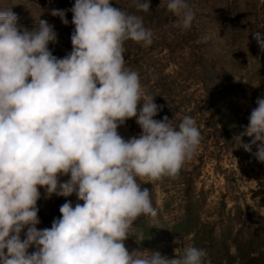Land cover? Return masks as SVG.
I'll use <instances>...</instances> for the list:
<instances>
[{"label":"clouds","instance_id":"obj_1","mask_svg":"<svg viewBox=\"0 0 264 264\" xmlns=\"http://www.w3.org/2000/svg\"><path fill=\"white\" fill-rule=\"evenodd\" d=\"M133 3L151 9L149 0ZM166 7L182 17V32L191 28L187 0ZM66 11L72 50L57 58L48 47L57 42L53 25L39 19L29 29L10 8L0 10V264H206L207 252L195 246L175 259L125 246L138 218L157 215L137 178H177L201 141L190 116L178 130L166 115L154 119L162 106L142 95L138 72L125 67L124 42L148 47L152 31L110 0H75L49 14L68 25ZM252 35L264 52V34ZM255 103L241 133L252 139L242 146L255 145L264 163V98ZM130 118L142 131L124 139L117 129ZM39 188L45 198L75 194L78 201L66 200L50 228L36 227Z\"/></svg>","mask_w":264,"mask_h":264},{"label":"rangeland","instance_id":"obj_2","mask_svg":"<svg viewBox=\"0 0 264 264\" xmlns=\"http://www.w3.org/2000/svg\"><path fill=\"white\" fill-rule=\"evenodd\" d=\"M38 1L0 0V10L10 8L18 22L29 29L39 19L53 25L57 42L48 47L57 58H63L72 50V13H65L68 25L49 13L54 8L70 9L75 0ZM149 2L150 11L143 12L134 7L133 0H110L114 7L142 17L144 27L153 33V43L148 47L131 39L124 42L125 67L138 72L142 95L149 90L158 97L154 102L162 108L154 119L166 115L178 130L183 118L190 116L201 133L196 153L184 163L177 178L162 177L147 183L157 210L156 216H147L150 224H157L156 238L148 241V251H158L171 259L194 246V233L179 237L160 232L158 222L161 219L171 226L185 216L188 186L192 210L200 223L214 220L220 229L231 216L233 230L247 220L264 231V163L255 157V145L250 152L245 151L242 145L252 138L241 135L251 110L257 106L256 99L264 98V52L252 35L255 31L264 34V0H187L195 18L191 28L183 32L177 27L182 17L167 9L168 0ZM204 37L206 42H202ZM117 131L128 139L142 129L135 118H130ZM68 178L63 176L60 182ZM146 179L137 178L141 185ZM39 191L40 207L46 214L45 228L61 215L49 216L47 203L56 209L66 200L73 206L78 202L75 194L63 197L54 193L45 198L44 189ZM25 231L21 232L22 239ZM135 235L125 241L126 248L146 252L136 246Z\"/></svg>","mask_w":264,"mask_h":264},{"label":"trees","instance_id":"obj_3","mask_svg":"<svg viewBox=\"0 0 264 264\" xmlns=\"http://www.w3.org/2000/svg\"><path fill=\"white\" fill-rule=\"evenodd\" d=\"M50 0H39V3H46ZM203 72L206 73V70ZM147 95L154 96V101H157L156 94L146 90ZM147 183H143L142 187H147ZM189 193V186L186 187V204L185 216L180 220L175 221L171 226H167L163 220H159L160 232H171L179 237H184L190 233H194V246L201 248L207 252L205 258L206 264H264V231L255 227V224L249 225L246 221H242L239 228L233 230L232 217L228 216L224 220V226L217 229L216 223L213 221L199 222L197 214L192 210ZM40 200L37 201L39 208L38 217L40 223L37 227L45 228L46 214L44 207H40ZM58 205L56 209L52 203H47L45 208L49 210V216L60 214ZM238 210V209H237ZM234 215V214H233ZM234 217V216H233ZM235 218H238L235 216ZM44 219V220H43ZM136 246H141L149 250L148 241L156 238L155 230L157 224H150L148 217L141 216L134 223ZM203 241L204 244L201 242ZM205 241V242H204ZM207 242V243H206ZM233 248L234 252H231ZM177 256H172L175 259Z\"/></svg>","mask_w":264,"mask_h":264}]
</instances>
